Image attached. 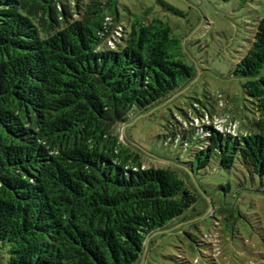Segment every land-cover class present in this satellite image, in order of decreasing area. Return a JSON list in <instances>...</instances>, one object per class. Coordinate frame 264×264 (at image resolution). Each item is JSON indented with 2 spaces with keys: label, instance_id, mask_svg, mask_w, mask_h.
<instances>
[{
  "label": "trees",
  "instance_id": "obj_1",
  "mask_svg": "<svg viewBox=\"0 0 264 264\" xmlns=\"http://www.w3.org/2000/svg\"><path fill=\"white\" fill-rule=\"evenodd\" d=\"M117 6L0 0V242L9 264H138L151 236L196 202L174 170L146 166L115 132L132 108L145 112L194 78L165 22L122 25ZM233 75L249 125L195 104L166 127L167 141L188 150L185 176L211 166L264 176V15ZM220 115L237 131L210 124Z\"/></svg>",
  "mask_w": 264,
  "mask_h": 264
},
{
  "label": "rangeland",
  "instance_id": "obj_2",
  "mask_svg": "<svg viewBox=\"0 0 264 264\" xmlns=\"http://www.w3.org/2000/svg\"><path fill=\"white\" fill-rule=\"evenodd\" d=\"M117 8L122 25L129 19L165 22L181 44V61L194 69L180 90L145 112L132 108L125 124L115 128L143 164L174 170L196 196L183 216L151 236L138 264H264V176L243 167L212 172L213 166L185 176L180 163L190 160L188 150L167 141L166 131L175 119L194 113L195 104L227 112L240 126L252 122L243 80L233 72L264 15V0H118ZM229 115L213 117L210 124L233 133L239 125ZM8 261V247L0 242V264Z\"/></svg>",
  "mask_w": 264,
  "mask_h": 264
},
{
  "label": "water",
  "instance_id": "obj_3",
  "mask_svg": "<svg viewBox=\"0 0 264 264\" xmlns=\"http://www.w3.org/2000/svg\"><path fill=\"white\" fill-rule=\"evenodd\" d=\"M124 131V130H123Z\"/></svg>",
  "mask_w": 264,
  "mask_h": 264
}]
</instances>
